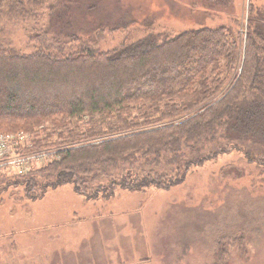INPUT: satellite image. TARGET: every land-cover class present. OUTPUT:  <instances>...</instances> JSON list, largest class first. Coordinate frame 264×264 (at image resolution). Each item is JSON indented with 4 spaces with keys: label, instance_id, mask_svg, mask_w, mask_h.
<instances>
[{
    "label": "trees",
    "instance_id": "16d2710c",
    "mask_svg": "<svg viewBox=\"0 0 264 264\" xmlns=\"http://www.w3.org/2000/svg\"><path fill=\"white\" fill-rule=\"evenodd\" d=\"M64 1L0 0V19L35 21L30 51L0 29V131L56 148L27 173H0V193L169 189L220 154L264 147V9L250 1L246 34L202 25L103 49V26L89 40L61 23Z\"/></svg>",
    "mask_w": 264,
    "mask_h": 264
},
{
    "label": "rangeland",
    "instance_id": "374dc122",
    "mask_svg": "<svg viewBox=\"0 0 264 264\" xmlns=\"http://www.w3.org/2000/svg\"><path fill=\"white\" fill-rule=\"evenodd\" d=\"M250 1L264 9V0H66L57 9L61 23L82 38L94 39L103 26L99 45L108 49L202 25L246 34ZM34 24L0 19L2 32L22 51L33 48ZM246 148L192 167L169 189L117 188L89 199L66 183L36 199L21 192L19 200L8 188L0 193V264H264V157L256 155L264 147L249 154ZM41 153L29 171L56 148Z\"/></svg>",
    "mask_w": 264,
    "mask_h": 264
},
{
    "label": "built area",
    "instance_id": "2783aa9c",
    "mask_svg": "<svg viewBox=\"0 0 264 264\" xmlns=\"http://www.w3.org/2000/svg\"><path fill=\"white\" fill-rule=\"evenodd\" d=\"M32 146V139L24 131H0V173L18 174L29 171L30 166L42 155V150L34 151Z\"/></svg>",
    "mask_w": 264,
    "mask_h": 264
}]
</instances>
